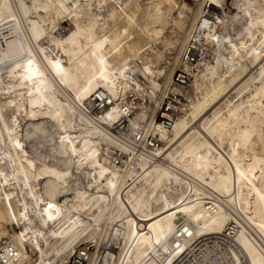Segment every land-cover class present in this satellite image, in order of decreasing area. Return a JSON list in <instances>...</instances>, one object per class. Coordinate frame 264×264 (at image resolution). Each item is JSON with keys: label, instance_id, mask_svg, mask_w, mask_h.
I'll return each mask as SVG.
<instances>
[{"label": "bare ground", "instance_id": "6f19581e", "mask_svg": "<svg viewBox=\"0 0 264 264\" xmlns=\"http://www.w3.org/2000/svg\"><path fill=\"white\" fill-rule=\"evenodd\" d=\"M230 1L0 0L2 262L264 264V0Z\"/></svg>", "mask_w": 264, "mask_h": 264}, {"label": "built area", "instance_id": "2783aa9c", "mask_svg": "<svg viewBox=\"0 0 264 264\" xmlns=\"http://www.w3.org/2000/svg\"><path fill=\"white\" fill-rule=\"evenodd\" d=\"M191 79V74L183 69H178L175 73V83L181 86H189ZM133 98V96H131ZM189 99L186 94L169 92L159 109V113L156 117L157 123L164 128L165 130H170L173 125L175 119L183 115L185 113V107L188 104ZM114 103L108 96H99L96 95V101L93 104L88 106V111L91 112L95 116H104L106 112L111 109L112 104ZM126 102L123 101V104ZM126 108V105L124 106ZM123 128V125L120 126V129ZM116 132L119 133V129L114 128ZM125 129V128H124ZM123 129V130H124ZM120 130V131H123ZM128 132L127 128L124 133ZM127 138L131 140V144L136 152L143 153L148 156L151 160H159L161 157L157 153L158 150L162 149L164 146V141L156 134H146L145 130L139 128L137 130H133L128 132ZM125 137V136H124ZM113 158L116 163H124L128 155L121 151H114ZM94 244L91 242H86L78 247L75 253L72 255V260L70 264H88L90 260V251ZM0 264H5L0 260Z\"/></svg>", "mask_w": 264, "mask_h": 264}, {"label": "rangeland", "instance_id": "374dc122", "mask_svg": "<svg viewBox=\"0 0 264 264\" xmlns=\"http://www.w3.org/2000/svg\"><path fill=\"white\" fill-rule=\"evenodd\" d=\"M230 2H231V1H230V0H228V3H230ZM68 21H69V20H68ZM68 21H65V23H64L66 27H69V26H71V25H70V23H68ZM167 34H169V33H167ZM168 50L170 51V50H172V49H171L170 47H169V48H167V50L165 51L166 57L170 56V53H171V52H169ZM167 55H168V56H167ZM162 63H163V62H162ZM178 68H179V67H178ZM178 68H177V70H178ZM81 242H82V241H81ZM85 243H86V242H85V241H83V243H82V244H85ZM82 244H81V245H82ZM79 246H80V245H79ZM93 250H94V247L92 248V251H93ZM69 264H70V263H69Z\"/></svg>", "mask_w": 264, "mask_h": 264}]
</instances>
